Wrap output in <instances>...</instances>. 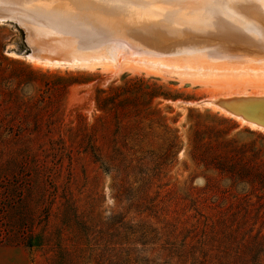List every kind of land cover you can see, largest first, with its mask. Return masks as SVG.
Instances as JSON below:
<instances>
[{"label":"rangeland","instance_id":"rangeland-1","mask_svg":"<svg viewBox=\"0 0 264 264\" xmlns=\"http://www.w3.org/2000/svg\"><path fill=\"white\" fill-rule=\"evenodd\" d=\"M25 38L0 23V264H95L99 254L113 264H190L178 256L181 244L198 249L195 264H264V131L196 104L264 95V67L231 70L193 54L150 52L169 64L154 67L143 49L136 56L146 60L42 67L26 57ZM240 55L249 56L220 57ZM164 124L183 145L163 170L149 171L150 155L168 147ZM132 131L146 136L139 163L129 159ZM211 148L235 150L261 179L246 176L251 185L230 189L228 177L201 163ZM208 180L235 195L250 191V202L226 208L234 201L209 198L217 188L207 190ZM23 201L41 239L31 250L15 233ZM99 245L106 251L95 252Z\"/></svg>","mask_w":264,"mask_h":264},{"label":"bare ground","instance_id":"bare-ground-1","mask_svg":"<svg viewBox=\"0 0 264 264\" xmlns=\"http://www.w3.org/2000/svg\"><path fill=\"white\" fill-rule=\"evenodd\" d=\"M0 2L4 5L0 14L22 18L29 24L33 41L48 53V57H43L46 59H38V62L47 64L37 66L94 67L102 62L145 58L147 55L142 58L143 54L136 56L137 49H143L154 54H193L202 57L206 63L229 65L231 70L264 67V0ZM228 51H245L249 56L224 57L228 60L243 58L239 65L223 60L215 62L218 59L213 58H222L220 56L228 54ZM152 55H149L150 64L158 66L161 61H154ZM161 64L169 66L164 62ZM193 65L195 67L196 63ZM252 96L260 95H249L250 98Z\"/></svg>","mask_w":264,"mask_h":264},{"label":"trees","instance_id":"trees-1","mask_svg":"<svg viewBox=\"0 0 264 264\" xmlns=\"http://www.w3.org/2000/svg\"><path fill=\"white\" fill-rule=\"evenodd\" d=\"M159 96H162L164 99H173L172 97H169L167 95H163V94H159L158 96L154 97L157 98ZM196 111H193V113H195ZM199 115H201L200 112H197ZM162 120H164V118H161ZM226 120V119H224ZM163 128V136L168 144V147L166 148V150L164 152L162 151H158L157 154L156 153H152V163H153V167L151 169H149V171L151 170H163V166L165 164V162L167 160H169V158L171 157V154H173L174 150L177 149V151L180 150V147H182L183 145V141L182 138L179 134V131L175 128H171L169 125L164 124L162 126ZM129 144L130 147V162L134 163V162H140L139 157L141 154L144 155V146L141 145L142 144V138L146 140V136L144 135L140 137V135L138 133H135V131H132L131 133H129ZM211 148L210 151H203V155L200 157V159H207L208 160V164L205 162H201L203 163L208 169L210 168V166L214 167V169H216V171H218L223 177L226 176L229 178V180L232 182V186L230 187V189H234L235 187L233 186V184H236L237 186L242 185V184H247V185H251V183L249 182V180L247 179L246 176H248V178H253L254 180H259L261 179L262 175L258 174L256 169L251 168V164H247L245 163H241V157H239L235 150L232 149V151H230L229 153L225 152V151H221V152H217L214 151ZM213 152V153H211ZM222 154V155H219ZM145 155L149 156V153H145ZM139 156V157H138ZM235 158V159H234ZM161 161V162H160ZM242 166H246V168H242ZM137 183V182H135ZM217 188V191L215 190L212 194H214L213 197H209L212 199H217L220 201H224V200H228V202L230 200L234 201L233 203H230L226 206V208H237L238 206H242V204H240V202L244 201L246 202H250V191H245V189H243L242 194H234V193H230V191H225V189H221L217 186L214 185V183L212 182V180H208L207 181V186L206 189L211 191L214 188ZM218 189L220 191H218ZM218 192V194H220L219 196L215 195V193ZM228 193V194H227ZM255 198L259 199V196L256 194ZM239 202V203H238ZM262 201H260V199L258 200V204H260ZM24 201L20 204L17 205V207L15 208L16 210V220H15V226L17 227V229H15V233L21 232L22 235L20 236V242H22V244H24L28 249H33L35 246L39 245L40 243V238L39 237H34L33 233H32V226H33V219L31 217V214H29L28 212V208L27 206H25ZM260 205H263V203H261ZM221 206V203L217 204V208ZM225 207V205L223 206ZM5 209V205L2 206V210ZM72 212H74L75 215V211L72 208ZM25 231H27L28 235H26L25 237H22L25 235ZM32 234V235H31ZM1 242V241H0ZM1 244V243H0ZM108 248V247H107ZM110 249V248H108ZM97 251H101L100 253H103V251H106L104 249H102V247L99 245V248L96 249L95 248V252ZM109 251V250H108ZM176 251L178 252V256L182 259H186V263L188 262L187 260L191 259V263L190 264H195L198 261V257H197V252L198 249L196 247H193L191 250L188 249L186 247L185 244H181L180 247L178 249H176ZM112 252H117L116 248H113ZM108 253V252H107ZM114 258H119L117 257V254H115L113 256ZM258 257L252 256V263L254 262H258ZM95 264H113L112 260H110L109 258H104L102 257L101 254L98 255V259H95Z\"/></svg>","mask_w":264,"mask_h":264},{"label":"water","instance_id":"water-1","mask_svg":"<svg viewBox=\"0 0 264 264\" xmlns=\"http://www.w3.org/2000/svg\"><path fill=\"white\" fill-rule=\"evenodd\" d=\"M6 13L0 14V23H11L19 26L25 32V41L29 48L26 57L38 63L40 57H48V53L40 48L32 39V32L29 24L26 23L20 17L5 16ZM46 59V58H43ZM55 59V57L53 58ZM218 59L215 62L230 61L233 64H242L244 59ZM203 63L205 61H202ZM94 63V62H93ZM43 64V63H42ZM238 69V68H236ZM197 105L206 106L209 108H215L217 111L243 122L247 126L254 125L258 130L264 131V95L249 97L247 94L236 95H214L208 98H204L196 103Z\"/></svg>","mask_w":264,"mask_h":264}]
</instances>
